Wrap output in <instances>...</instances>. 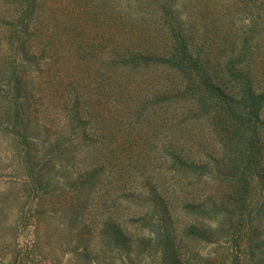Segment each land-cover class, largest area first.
Segmentation results:
<instances>
[{
  "label": "rangeland",
  "instance_id": "obj_1",
  "mask_svg": "<svg viewBox=\"0 0 264 264\" xmlns=\"http://www.w3.org/2000/svg\"><path fill=\"white\" fill-rule=\"evenodd\" d=\"M24 1L0 0V264H162L153 247L162 243L139 241L150 230L137 220L149 221L157 202L146 190H160L175 225H185V204L205 192L201 182L183 188L171 154L204 160L218 154L217 139L190 114L191 96L160 103L156 93L186 87L182 77L134 73L145 86L137 94L128 68L107 58L126 47L166 52L163 5L130 14L126 0H38L31 16ZM183 12L216 83L236 87L222 68L240 44L264 89V0H187ZM106 219L131 239L117 241ZM177 241L184 264H231L225 240L179 231ZM238 264L250 263L245 255Z\"/></svg>",
  "mask_w": 264,
  "mask_h": 264
},
{
  "label": "trees",
  "instance_id": "obj_2",
  "mask_svg": "<svg viewBox=\"0 0 264 264\" xmlns=\"http://www.w3.org/2000/svg\"><path fill=\"white\" fill-rule=\"evenodd\" d=\"M25 1L30 10L35 7V11L30 12L34 16L40 5L38 0ZM118 2L123 3L122 0ZM126 2L130 5V14L133 9L145 8L151 2L163 5L164 12L159 16L163 21L161 28L166 32V42H169L168 49L161 52L156 46L152 49L149 46L142 49L126 47L115 50V57H108L107 61L128 68L132 81L127 88L132 87L130 91L137 94L145 86L143 82L133 80L134 73L138 75L142 71L161 70L182 77L186 87H171L155 92L164 99L160 103L191 96L188 98L192 101L190 114L196 120L207 122L218 146V154H209L204 160L180 157L175 152L171 154L172 160L178 164L176 172L184 181L183 188L194 187L201 182L205 193H199L195 202L185 204V208L190 210L186 215L191 220L178 227L175 225L177 221L171 218V206L161 191L157 188H152L150 192L146 190L149 203L151 195L156 196L157 202L148 213L151 217L149 221L145 218L146 214L137 220L143 226L149 224L150 230L148 237H142L139 241L144 243L147 240L149 246L152 241L161 242L160 247L151 246L160 250L162 264H184L181 258H177L181 253L176 256L179 231L209 243L225 240V247L232 252L231 264H238L245 255L250 264H264V89L256 88L243 66L246 63L245 49L236 44L234 52L238 47V54L223 65L224 77H228L236 86L229 91L228 86L213 80L202 52H193L189 17L183 12L187 0ZM130 101L128 98L125 102ZM89 172L84 176L92 187L96 183L93 177L95 171ZM80 178L77 182L84 185ZM256 208L258 212L254 214ZM197 219L200 223L194 221ZM201 223L205 224L201 226ZM103 226L106 230L118 232L117 241L121 238L123 242L131 239L123 232L126 230L122 222L119 224L106 219ZM183 237L181 235L180 240L183 241ZM175 258L176 261L172 260ZM226 264H229L227 259Z\"/></svg>",
  "mask_w": 264,
  "mask_h": 264
}]
</instances>
